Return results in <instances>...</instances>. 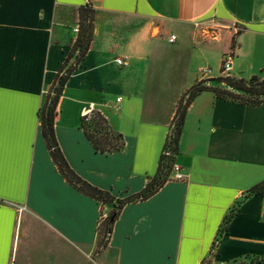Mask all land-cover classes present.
I'll list each match as a JSON object with an SVG mask.
<instances>
[{
	"label": "crops",
	"instance_id": "crops-1",
	"mask_svg": "<svg viewBox=\"0 0 264 264\" xmlns=\"http://www.w3.org/2000/svg\"><path fill=\"white\" fill-rule=\"evenodd\" d=\"M90 1L94 38L60 97L55 133L81 179L130 202L100 251V224L112 206L66 180L42 132L40 112L87 0H0V264H264V194L246 199L264 187V104L201 93L175 160L186 181L171 174L140 198L158 173L178 103L202 81V68L218 78L234 46L232 77L264 79V0ZM213 23L227 28L211 43L202 28ZM93 106L123 135L122 152L92 146L82 121Z\"/></svg>",
	"mask_w": 264,
	"mask_h": 264
},
{
	"label": "trees",
	"instance_id": "trees-1",
	"mask_svg": "<svg viewBox=\"0 0 264 264\" xmlns=\"http://www.w3.org/2000/svg\"><path fill=\"white\" fill-rule=\"evenodd\" d=\"M95 9L90 0L79 9V35L72 46L66 61L57 75L50 95L40 112L42 132L51 157L66 180L79 191L90 196L103 205H111L107 217L100 224L99 250L106 248L109 244L113 226L117 221L124 206L130 202L129 199L121 200L106 191L93 187L81 179L68 164L57 141L55 133V118L57 106L70 77L78 66L85 60L94 38ZM213 92L217 97L243 105L258 106L264 104V79L257 76L250 80L236 78H217L200 81L192 86L180 99L176 116L168 134L164 153L161 156L158 173L153 182L148 185L146 191L140 196L145 199L156 193L170 178L173 172L175 160L179 154L180 141L185 125L186 115L193 101L203 92ZM84 132L92 146L101 154H113L122 152L126 146L122 134L115 132L108 120L98 111H93L85 116L82 121ZM264 194V187L252 189L246 199L250 196ZM245 200L239 201L224 219L215 243L228 232V228L237 215ZM115 216L114 221L112 217Z\"/></svg>",
	"mask_w": 264,
	"mask_h": 264
},
{
	"label": "built area",
	"instance_id": "built-area-1",
	"mask_svg": "<svg viewBox=\"0 0 264 264\" xmlns=\"http://www.w3.org/2000/svg\"><path fill=\"white\" fill-rule=\"evenodd\" d=\"M196 26L199 28L202 25L200 23H197ZM212 26L213 27L207 26L205 28H202L203 36L205 39H208V40L219 41L221 39V30H223L227 27H224L222 25H217L214 23L212 24ZM234 29H237V28L234 27ZM74 32L76 34H78L79 28L78 27L75 28ZM176 41H177V37L175 35H172L169 38V42L171 44H174ZM235 60H236V49L233 46L227 52H225L223 57H222L221 73L219 76L220 78H233L232 72L234 69ZM116 63L120 66H127L128 65L124 59H117ZM200 74L203 78L202 81L214 79V78H211L212 77V70L210 68H207V67L202 68L200 70ZM94 108L95 107L93 106L92 109H90L86 113V116H89L93 112ZM172 178L176 181H186L187 176L183 173L182 168L175 164L173 166ZM24 210L25 209L22 208V209H20V212H23Z\"/></svg>",
	"mask_w": 264,
	"mask_h": 264
},
{
	"label": "rangeland",
	"instance_id": "rangeland-1",
	"mask_svg": "<svg viewBox=\"0 0 264 264\" xmlns=\"http://www.w3.org/2000/svg\"><path fill=\"white\" fill-rule=\"evenodd\" d=\"M206 41H209V42H211V43L216 42V41L208 40V39H206ZM213 75H214V76H218V75H219V72L217 71V72L214 73ZM214 79H217V78H214Z\"/></svg>",
	"mask_w": 264,
	"mask_h": 264
},
{
	"label": "water",
	"instance_id": "water-1",
	"mask_svg": "<svg viewBox=\"0 0 264 264\" xmlns=\"http://www.w3.org/2000/svg\"><path fill=\"white\" fill-rule=\"evenodd\" d=\"M114 219H115V216H113L111 220L114 221Z\"/></svg>",
	"mask_w": 264,
	"mask_h": 264
}]
</instances>
